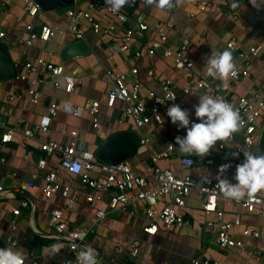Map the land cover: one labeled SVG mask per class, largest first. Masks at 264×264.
I'll use <instances>...</instances> for the list:
<instances>
[{
  "label": "crops",
  "instance_id": "1",
  "mask_svg": "<svg viewBox=\"0 0 264 264\" xmlns=\"http://www.w3.org/2000/svg\"><path fill=\"white\" fill-rule=\"evenodd\" d=\"M2 1V0H1ZM93 0H78L76 11H88L89 3ZM107 3V0H102ZM206 3L219 5L220 11L211 8L204 12L199 6ZM176 4L173 19L169 14L160 11L155 4L151 7L144 5L140 10L147 16L151 27L164 24L173 20L178 29L183 30L184 37L190 40V46L186 56L194 63V71L203 73L204 66L209 58L206 53L219 54L226 50V43L232 39L238 41L240 49L248 53L252 47L261 45L264 47V16L255 26L251 25L250 18L254 11H264V0L259 7H254L250 0L239 4L238 8H232L229 0H180ZM110 5V4H109ZM4 10L0 4V32H5L11 37V41L1 40L7 45L17 72H21L27 61H34L40 57L54 64L65 67V72L82 78V85L75 88L73 94L64 92L62 88H54L50 83L36 87L39 103L33 104L29 98L10 101V94L24 91L29 86L26 81L10 79L0 81V112L2 121L7 128L19 126L21 130L33 129L40 118L47 115L52 104H58L61 109L51 123L48 135L36 133L33 138H26L22 131L15 133L13 141L0 147V186L4 188V194L0 195V242L5 248H13L21 251L27 264L36 259L40 264H59L66 256V246L62 239L55 237L54 229L49 224V214L54 209L63 211V219L69 229H91V233L85 240L88 248H94L111 264H192L195 258L209 259L220 264H264V251L258 258H248L239 248L228 251L221 250L216 244L212 231H204L198 217L201 216L203 196L198 192L192 193L186 199L185 216L190 219L191 226L183 229H160L156 235H148L144 232L147 225L144 214V204L135 203L127 207L126 211L113 210L111 207L112 195L109 192L101 193L94 203L88 202V195L92 191L84 185L80 178L63 171L60 167L58 155H53L48 160L46 170L38 168V162L44 156L41 144L54 141L62 145L74 143L78 148L96 151L104 142L105 137L117 132L135 130L130 123L120 124V108L109 110L106 107L107 91L112 83L106 76V71L112 69L125 73L129 84L137 82L130 71L139 65L140 74L138 82L141 84L142 95L154 91L161 93L160 76L170 78L178 84L179 89L185 87L187 82L194 84V77L185 76L174 68V58H165L164 51L176 52L183 36L171 33L168 40L157 49L155 54L148 57L145 53L141 61L134 58L135 51H143L146 45H152L158 40V35L153 29L147 32H137L131 42V50L124 54H113L109 50L110 42H124V36L132 22L120 23L111 13L105 9L96 11L95 17L103 27L113 25L115 31L109 35H96L90 28L85 29L84 41L91 48L92 53L86 57H77L64 62L61 53L65 46L75 42L72 34L57 36L47 43L36 42L34 46L27 47L20 44V39L28 38L25 28L27 23L33 22L24 11L21 0H13L6 5ZM120 10L130 13L131 9L124 5ZM46 16L34 21L36 30L39 25L53 24L63 27L69 24V17L58 15ZM192 15V16H191ZM233 61L237 70L247 69L249 75L239 81L228 79V87L223 86L218 77L216 82L222 86V94L229 99L237 101L242 97H250L253 94L264 93V55L252 57L250 65L246 66L243 59L237 53H233ZM151 66L157 70V77H148L147 71ZM108 78V79H107ZM179 91V90H178ZM224 92V93H223ZM209 94L204 90L192 87L189 97H183L179 91L180 99L185 103V109L190 113V119L197 121L194 106L199 103V97ZM99 101V126L93 127L92 116L89 112L88 101ZM78 109V116L69 113L66 108ZM164 122L162 125L152 124L143 129L151 140L150 146L141 147L135 159L131 161L134 172L145 175L152 165L151 155L162 151L166 141L177 127L167 116V109L163 111ZM264 120L260 121L263 125ZM124 127H128L126 130ZM5 128H0V134ZM66 131L67 135L61 132ZM75 132L76 138L69 134ZM236 146V145H235ZM215 148V147H214ZM213 148V149H214ZM179 155H184L179 150ZM215 153V168L208 175L217 180L218 168L221 164H230L224 173L220 174L233 183L236 166L240 161L226 160L218 152ZM4 160L2 162L1 160ZM160 165L171 168L179 174H186L180 170L177 158L163 160ZM58 172L62 176V185L71 188L70 198L75 199L71 208L67 207L68 200L56 193L49 202L45 200L44 187L47 172ZM188 174L201 180L205 173L198 164ZM94 177L102 174L97 169ZM218 181V180H217ZM149 187H156V183L150 182ZM264 197V192H259ZM27 195V196H26ZM161 205H159L160 207ZM219 208L225 212L224 221H232L240 216L243 225H255L259 229L264 227V219L258 215H248L244 209L237 207L231 200L222 197L219 200ZM15 209H20L21 214L16 217ZM105 212L106 216L101 221H96L97 213ZM211 219L217 220L215 216ZM201 228V229H200ZM243 229V228H240ZM237 230L235 238L243 240L248 247L257 249L262 246L260 241L244 239ZM139 242L138 254L132 255L131 246ZM13 242L16 243L13 245ZM56 249H53V246ZM102 263V262H101ZM104 264V263H102Z\"/></svg>",
  "mask_w": 264,
  "mask_h": 264
},
{
  "label": "built area",
  "instance_id": "2",
  "mask_svg": "<svg viewBox=\"0 0 264 264\" xmlns=\"http://www.w3.org/2000/svg\"><path fill=\"white\" fill-rule=\"evenodd\" d=\"M13 0H0L1 7L6 10L7 3ZM24 11L33 22L27 23L25 28L28 32V38L20 39L19 42L27 47H32L38 41L47 43L57 36L72 34L76 41L84 40L85 29L90 28L96 35H109L115 31L113 25L103 27L95 17V12L105 9L111 13L120 23L125 24L132 22V26L128 27L124 36V42H110L109 50L113 54H124L131 50V42L137 32H147L153 29L158 35V40L150 45H146L143 51H135L134 58L136 61L143 59L144 53L151 57L157 49L168 40L171 33H178L183 36L177 51H164L165 58H174V66L176 70L182 72L185 76H193L194 84L187 82L185 87L179 89L178 84L170 78L160 76L159 83L161 93L149 91L145 96L142 95L141 84L138 82L140 67L139 65L131 69L130 73L137 80L133 84H129L127 74L116 72L112 69L106 71V76L112 83V87L107 91L106 107L109 110L120 108L121 117L118 119L120 124L132 123L135 130L141 135V147H149L151 140L143 129L152 124L162 125L164 122L163 111L172 104H178L185 109V103L180 99L179 91L183 97H189L192 87L208 92L210 96L219 98L231 104L233 108L239 112L243 121L239 131L234 133L230 138L223 142H217V146L211 150L208 155H198L196 153L179 155L176 137L186 135V129L178 126L173 130L171 136L166 141V146L162 151L155 152L151 155L152 165L148 168L145 175L134 172L131 162H126L117 166H109L99 162L95 157V152L90 149L78 148L74 143L68 145L58 144L54 141H48L41 144V151L44 153L42 159L38 162V168L46 170L48 160L53 155H58L60 159V167L63 171L76 175L80 181L86 185L92 193L88 195V202L94 203L99 199V195L109 192L112 195L111 207L113 210L126 211L127 207L132 203L144 204V214L146 215L147 225L144 232L148 235H156L160 229L168 231L175 229H183L190 227V219L185 216L186 199L194 192H198L203 196L201 205V213L204 220L201 222V228L204 231H212L215 235L216 244L223 251L232 248H239L248 258H258L264 251V227L258 228L255 225H243L240 216H236L232 221H224L225 212L219 208V200L225 197L221 192L220 185L216 179L209 176L208 173L215 168V153L222 155L223 159L236 160L243 163V151H251L253 154H262L258 149V143L263 125L260 121L264 120V93L253 94L250 97H242L237 101L229 99L222 94V86L216 82L218 77L204 76L194 71V63L186 56V52L190 46V40L184 37L183 30L178 29L173 21V13L176 4L165 10L173 20H168L164 24H157L151 27L148 23L147 16L140 10V7L147 5L145 0H128L125 4L131 9L130 13L115 11L111 5L103 3L102 0H93L89 3L88 11H68L69 24L59 27L53 24H41L39 30H36L35 20L44 17V11L36 0H21ZM78 0H76L77 2ZM233 2V0H230ZM245 0H239V4ZM155 4V0L153 5ZM220 11L219 5L206 3L199 6L200 11L204 12L208 9ZM192 16V15H191ZM264 16V11L256 10L253 12L250 23L255 26ZM1 40L11 41V37L5 32H0ZM227 50L231 53H237L243 59L245 65H250L252 57L264 55V47L257 45L252 47L248 53H244L240 49L237 40L232 39L226 43ZM206 55H218L213 52H207ZM245 68V67H244ZM237 70V75L230 78L233 81H239L242 77H247L249 72L247 69ZM148 77L154 79L157 77V70L151 66L147 71ZM264 75V71H263ZM16 80L26 81L29 86L26 90L10 94V101L29 98L35 105L39 103L38 92L36 87L47 85L50 83L54 88H62L64 92L73 94L75 88L82 85V78L73 74H67L65 67L60 64H54L40 57L34 61H27L21 72L17 74ZM179 90V91H178ZM89 112L92 116L93 127L99 126L100 102L93 100L87 102ZM68 111L74 116H78V109L70 107ZM58 104H52L49 112L40 118L39 122L33 129L21 130L19 126L7 128L2 121L0 112V128L5 131L0 134V147L13 141L14 135L22 131V135L26 138H33L36 133L48 135L51 130V123L60 111ZM198 122V120L196 121ZM67 135L66 131L61 132ZM72 138H76L77 134L71 132ZM111 135L105 137L107 141ZM236 145V146H235ZM234 152H240V155L234 156ZM177 158L180 170L186 174L174 172L171 168H164L160 162L168 159ZM4 162V160H1ZM200 161L201 169L207 173L201 180L188 174ZM99 170L102 176L94 177L95 170ZM62 176L58 172L50 171L45 175L44 195L47 202L52 196L60 193L62 197L68 200L67 207L71 208L75 199L70 198L71 188L62 185ZM156 183V187H149V183ZM4 194V188L0 186V195ZM227 198V197H226ZM231 200L237 207L244 209L248 215H258L264 219V197L260 193L255 194L254 198L247 197L237 201ZM159 205H161L159 207ZM13 214L18 217L21 214L20 209H15ZM106 213L99 211L96 221L105 218ZM215 216L217 220L211 219ZM63 211L54 209L49 214V224L54 229L55 237L62 239V244L66 246V256L59 264H76L77 253L86 250L85 245L87 237L93 233L91 229H69L67 223L63 219ZM200 228V229H201ZM243 228L241 236L244 239H254L260 241L262 246L254 249L247 246L243 240L235 238L237 230ZM16 243L13 242V245ZM139 242L136 241L132 246V255L138 254ZM97 256V264H102ZM25 264H27L24 258ZM192 264H220L209 259L195 258ZM30 264H40L36 259H32Z\"/></svg>",
  "mask_w": 264,
  "mask_h": 264
},
{
  "label": "clouds",
  "instance_id": "3",
  "mask_svg": "<svg viewBox=\"0 0 264 264\" xmlns=\"http://www.w3.org/2000/svg\"><path fill=\"white\" fill-rule=\"evenodd\" d=\"M115 11H119L128 0H107ZM179 3L180 0H175ZM254 7H259L261 0H250ZM148 6H152L154 0H145ZM173 5V0H155V6L160 11H165ZM239 0H233L231 7L238 8ZM204 76L219 77L225 88L228 87L229 77L237 75V68L233 61L231 51L224 50L218 55H211L204 66ZM195 117L198 122L190 119L187 109L178 104H172L167 108V116L174 125L186 129V135L177 136L176 144L181 153H196L204 156L217 146V142H223L239 131L243 121L233 106L226 101L214 98L210 95L199 97V103L194 106ZM66 110L70 111L68 106ZM239 156L240 152H234ZM244 161L236 166V172L232 181L222 178L230 164H221L218 168L217 180L221 192L227 198L237 201L247 197L254 198L255 194L264 192V154H253L251 151H243ZM56 249V246H53ZM94 248H87L77 253L76 264H97V256ZM0 264H25L20 250L13 248H0Z\"/></svg>",
  "mask_w": 264,
  "mask_h": 264
},
{
  "label": "water",
  "instance_id": "4",
  "mask_svg": "<svg viewBox=\"0 0 264 264\" xmlns=\"http://www.w3.org/2000/svg\"><path fill=\"white\" fill-rule=\"evenodd\" d=\"M44 12L55 11L58 15L64 16L68 11H73L76 0H36ZM175 3V0H173ZM92 53L86 41L79 40L64 47L61 57L64 62L77 57H86ZM17 69L11 58L7 45L0 43V81L10 80L17 77ZM141 135L136 130L117 132L104 141L95 151L96 159L109 166H117L131 162L139 153ZM259 151L264 154V123L258 143ZM27 196V195H26ZM0 248H5L0 242ZM100 260L104 264H111L102 255Z\"/></svg>",
  "mask_w": 264,
  "mask_h": 264
},
{
  "label": "rangeland",
  "instance_id": "5",
  "mask_svg": "<svg viewBox=\"0 0 264 264\" xmlns=\"http://www.w3.org/2000/svg\"><path fill=\"white\" fill-rule=\"evenodd\" d=\"M45 15H46V16H49V15H53V13H52V12H45ZM124 128H125L126 130H128V127H124ZM201 219H202V217L199 216V217H198V220H200V222L203 221V220H201ZM241 231H242V229L239 230V232H241Z\"/></svg>",
  "mask_w": 264,
  "mask_h": 264
},
{
  "label": "bare ground",
  "instance_id": "6",
  "mask_svg": "<svg viewBox=\"0 0 264 264\" xmlns=\"http://www.w3.org/2000/svg\"><path fill=\"white\" fill-rule=\"evenodd\" d=\"M230 1V0H229ZM175 68V67H174ZM108 79V78H107ZM111 82V81H110ZM112 85V84H111ZM224 93V92H223ZM107 100V99H106Z\"/></svg>",
  "mask_w": 264,
  "mask_h": 264
},
{
  "label": "trees",
  "instance_id": "7",
  "mask_svg": "<svg viewBox=\"0 0 264 264\" xmlns=\"http://www.w3.org/2000/svg\"><path fill=\"white\" fill-rule=\"evenodd\" d=\"M100 146V145H99Z\"/></svg>",
  "mask_w": 264,
  "mask_h": 264
}]
</instances>
